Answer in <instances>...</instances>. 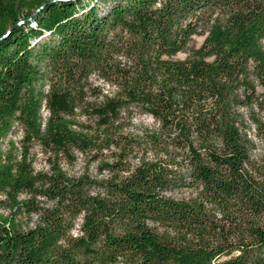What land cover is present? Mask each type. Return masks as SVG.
Returning <instances> with one entry per match:
<instances>
[{"label":"trees","instance_id":"trees-1","mask_svg":"<svg viewBox=\"0 0 264 264\" xmlns=\"http://www.w3.org/2000/svg\"><path fill=\"white\" fill-rule=\"evenodd\" d=\"M243 106L264 140V0H0V264H264ZM133 107L158 127L130 164ZM76 152L111 175L68 174Z\"/></svg>","mask_w":264,"mask_h":264},{"label":"rangeland","instance_id":"rangeland-1","mask_svg":"<svg viewBox=\"0 0 264 264\" xmlns=\"http://www.w3.org/2000/svg\"><path fill=\"white\" fill-rule=\"evenodd\" d=\"M204 37L205 35H201V34L193 35L187 45V48L184 51H180L179 53H177L176 56L180 58L184 57L188 53L190 48L198 47L202 43ZM255 84H256L257 92L258 93L262 92V88L258 84L257 81H255ZM103 87L105 90L110 89V87H108L107 85H103ZM239 110L244 116L246 123H247L246 124L247 136L252 141V146L250 147V156L254 160H261L264 158V140L255 135L253 124L251 120L249 119L250 109L243 106V107H240ZM255 110H256V113L260 117L264 118V111H259L258 108L256 107H255ZM39 115H41L43 119L46 118L48 115L46 108L45 109L40 108ZM122 116L123 117L120 120V126H121L120 131L128 136H132L135 139L134 140L135 145L133 146V149H132L133 152L128 157L129 163L134 164L137 162L138 157L135 155V153H137V155L139 156L144 151L146 152V156L148 157L153 156L154 151H151V149H149V145L145 144V134L144 133L146 130L156 129L158 127L157 122L150 115L141 112L136 107L131 108L129 113L123 112ZM18 127L19 126L15 124L14 127H12L13 129L12 133L9 135L15 141L19 139L20 130L18 129ZM15 144L18 145L17 142H15ZM27 148H28L27 149L28 156H29V159L31 160L33 169L37 171L38 170H48L49 161L47 158L49 157V153L43 151L40 148V146H37V144H34V143H29ZM75 154H76V160L72 164H67L65 159L60 160V165L62 166L64 170L68 172V174L77 176L81 173H87L91 177H96V178H106L111 175V173L108 172L107 170H103V171L98 170V167H97L98 161L90 162L88 161V158L85 157L80 152H76ZM143 155H145V153H143ZM181 165H184V163H181ZM180 171L186 172L185 167L184 166L180 167ZM193 192L194 190L192 188L181 187V188L173 189L169 193L172 196L179 198V197H189ZM0 212L5 213L4 209L1 206H0ZM22 219H23L22 221L26 220L27 222V219H25V217H23ZM34 220L35 218L34 216H32L28 220L29 224L34 222ZM77 222H80V219H78ZM76 227L73 228L72 230V233L74 234L77 233Z\"/></svg>","mask_w":264,"mask_h":264}]
</instances>
